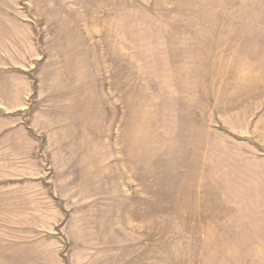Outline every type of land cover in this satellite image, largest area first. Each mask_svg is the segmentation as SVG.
Instances as JSON below:
<instances>
[{"label":"rangeland","instance_id":"374dc122","mask_svg":"<svg viewBox=\"0 0 264 264\" xmlns=\"http://www.w3.org/2000/svg\"><path fill=\"white\" fill-rule=\"evenodd\" d=\"M0 264H264V0H0Z\"/></svg>","mask_w":264,"mask_h":264}]
</instances>
